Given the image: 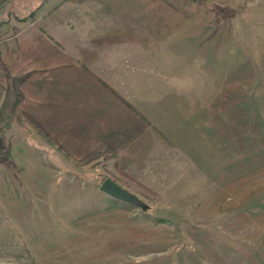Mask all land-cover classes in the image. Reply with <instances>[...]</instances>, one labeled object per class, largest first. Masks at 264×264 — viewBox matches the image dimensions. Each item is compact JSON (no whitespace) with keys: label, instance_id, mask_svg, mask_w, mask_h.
<instances>
[{"label":"rangeland","instance_id":"374dc122","mask_svg":"<svg viewBox=\"0 0 264 264\" xmlns=\"http://www.w3.org/2000/svg\"><path fill=\"white\" fill-rule=\"evenodd\" d=\"M204 1L0 0V264H264V0ZM99 34L119 107L75 152L32 80Z\"/></svg>","mask_w":264,"mask_h":264},{"label":"crops","instance_id":"0c3cea01","mask_svg":"<svg viewBox=\"0 0 264 264\" xmlns=\"http://www.w3.org/2000/svg\"><path fill=\"white\" fill-rule=\"evenodd\" d=\"M57 39L63 46V43L66 44L64 36L59 34ZM113 47L112 40L105 35L82 36L72 55L57 48L50 50L47 65L41 70L39 77L36 76L40 80H32L40 82L43 106L46 105L52 111L56 106L59 107V112L56 113L60 114L63 110L61 113L65 115V120L73 113L74 123H67L65 127L83 131L73 133L74 138H80L67 144L74 146L75 152H82V146L92 145L91 141L85 139L92 136L89 135L90 131L93 133L94 130H106L109 127L113 129L104 118L105 113L110 110L107 109V104L112 105L105 88L112 77L109 74L114 62ZM112 106L117 109L119 107ZM64 141L68 143L67 140Z\"/></svg>","mask_w":264,"mask_h":264},{"label":"water","instance_id":"95a60500","mask_svg":"<svg viewBox=\"0 0 264 264\" xmlns=\"http://www.w3.org/2000/svg\"><path fill=\"white\" fill-rule=\"evenodd\" d=\"M101 192L105 193L111 198L127 204H137L138 199L132 193L126 191L118 184L114 183L110 179H105L99 186Z\"/></svg>","mask_w":264,"mask_h":264},{"label":"trees","instance_id":"16d2710c","mask_svg":"<svg viewBox=\"0 0 264 264\" xmlns=\"http://www.w3.org/2000/svg\"><path fill=\"white\" fill-rule=\"evenodd\" d=\"M198 4L205 7V8H208L207 2L204 0H198Z\"/></svg>","mask_w":264,"mask_h":264}]
</instances>
